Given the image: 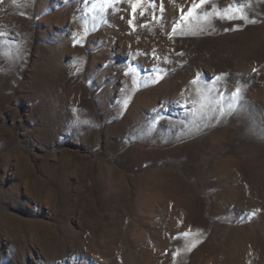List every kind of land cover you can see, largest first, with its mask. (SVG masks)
Listing matches in <instances>:
<instances>
[{
	"label": "rangeland",
	"instance_id": "374dc122",
	"mask_svg": "<svg viewBox=\"0 0 264 264\" xmlns=\"http://www.w3.org/2000/svg\"><path fill=\"white\" fill-rule=\"evenodd\" d=\"M194 3L0 0V264H264V0Z\"/></svg>",
	"mask_w": 264,
	"mask_h": 264
},
{
	"label": "snow or ice",
	"instance_id": "6c2138e0",
	"mask_svg": "<svg viewBox=\"0 0 264 264\" xmlns=\"http://www.w3.org/2000/svg\"><path fill=\"white\" fill-rule=\"evenodd\" d=\"M205 3V0H199V3H194L193 7L194 8H199L202 4ZM189 15H191V13H189ZM217 79H219V77H217ZM195 83V81H193ZM239 94V89H237V92L235 93V95Z\"/></svg>",
	"mask_w": 264,
	"mask_h": 264
}]
</instances>
